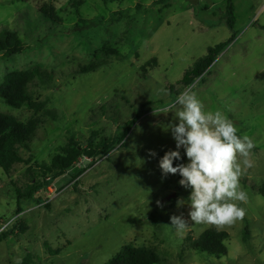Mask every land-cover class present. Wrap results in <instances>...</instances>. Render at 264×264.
Masks as SVG:
<instances>
[{
    "label": "rangeland",
    "instance_id": "374dc122",
    "mask_svg": "<svg viewBox=\"0 0 264 264\" xmlns=\"http://www.w3.org/2000/svg\"><path fill=\"white\" fill-rule=\"evenodd\" d=\"M227 4L0 0V32H16L26 44L22 53H0V89L22 74L33 101L45 105L11 107L0 95V113L34 133L30 149L17 150L24 160L16 155L8 170L0 167V236L7 233L0 240V264H20L27 252L36 255L35 264H107L128 244L154 249L165 264H264V197L257 191L264 182V0H235L234 29L227 24ZM233 35L181 93L195 92L205 110H220L238 135L252 141V167L240 177L247 200L236 202L245 216L223 226L188 221L177 228L170 218L189 220L188 205L177 206L189 191L178 174L163 176L159 167L164 154L176 150L165 128L178 123L174 112L160 110L176 101L168 87H181L186 70ZM34 67L51 76L33 75ZM48 108L59 119L47 116ZM139 114L125 140L117 141L120 126ZM74 139L93 155L84 154L76 168L19 203L17 188L49 167L55 171V157ZM112 140L109 153L96 154ZM80 168L85 170L75 178ZM172 194L174 201L166 203ZM213 227L228 232V253L221 258L191 245Z\"/></svg>",
    "mask_w": 264,
    "mask_h": 264
},
{
    "label": "clouds",
    "instance_id": "9594fccd",
    "mask_svg": "<svg viewBox=\"0 0 264 264\" xmlns=\"http://www.w3.org/2000/svg\"><path fill=\"white\" fill-rule=\"evenodd\" d=\"M170 111L178 123L169 124L165 130L171 131L176 150L167 151L159 160V167L163 176H180L179 185L189 191V196L187 200H178L177 206L187 204L190 209L189 220L172 216L171 225L183 228L191 221L223 226L243 219L245 209L236 202L247 200L240 177L245 169L252 167L249 159L254 147L252 141L238 135L239 129L220 110H205L191 90L182 92L174 104L160 113ZM150 155L156 153L150 150ZM174 162H177L175 166Z\"/></svg>",
    "mask_w": 264,
    "mask_h": 264
},
{
    "label": "trees",
    "instance_id": "16d2710c",
    "mask_svg": "<svg viewBox=\"0 0 264 264\" xmlns=\"http://www.w3.org/2000/svg\"><path fill=\"white\" fill-rule=\"evenodd\" d=\"M107 1L108 0H105V2ZM226 16L228 26L231 29H234L236 24L235 0H228ZM233 38L234 35L228 41L209 47L207 53L200 57L191 68L186 70L183 77L178 82L181 84V87L178 88L176 84H172L168 87L171 94L178 96L181 91L188 85L192 84L196 78L203 76ZM25 45L24 41L16 32L9 29L0 32V53L3 54V57H9L24 52ZM32 72L33 75L44 79L51 76L46 70H43L40 67H34ZM27 86V79L24 78L22 74L18 73L9 78L8 83L0 89V95L11 107L20 108L21 106L26 105L27 107L36 108L37 110L45 108L44 103L33 101ZM44 113L55 120L60 117L56 109L48 108L44 110ZM139 119L140 114L133 120L121 125V132L117 141L123 142L130 133L131 128ZM33 137L34 133H32L24 123L15 120L11 116L0 113V167L8 170L10 168L9 164L11 163V160L14 159L16 155H19L17 150L19 148L30 149ZM115 145V140H112L109 143L104 142L103 146L98 148L96 154H107ZM64 150V154L57 155L54 159L55 171L49 167L44 170V174L35 175V178H31L30 182H28L24 188H17L16 191L19 203L24 199L35 198L37 192H40L41 189L49 185L56 178L64 175L68 169L73 167L76 168L80 158L86 154L87 151V149L82 148L81 144L75 139L72 140ZM18 160L23 161L24 159L18 156ZM84 170V168L77 169L74 177L78 178ZM257 191L264 197V182L257 188ZM41 200L42 199L39 198V201ZM173 201L174 199H171L166 203H172ZM22 210V207L18 208L19 212ZM245 234L246 236L250 234L248 227L245 229ZM5 235H7V233H4L2 236ZM2 236H0V240ZM227 236V231H220L213 227L203 232L197 241L191 242V245L199 253H208L216 258H221L228 253V247L224 243V239ZM35 262L36 255L32 252H27V254L21 259L20 264H35ZM107 264H165V261L158 252L152 248L128 244L123 246L122 250L110 259Z\"/></svg>",
    "mask_w": 264,
    "mask_h": 264
},
{
    "label": "water",
    "instance_id": "95a60500",
    "mask_svg": "<svg viewBox=\"0 0 264 264\" xmlns=\"http://www.w3.org/2000/svg\"><path fill=\"white\" fill-rule=\"evenodd\" d=\"M93 152H94L93 150H87L86 151V155L91 157L93 155ZM174 197H176V194H172V195L168 196V199L170 200V199H172Z\"/></svg>",
    "mask_w": 264,
    "mask_h": 264
}]
</instances>
